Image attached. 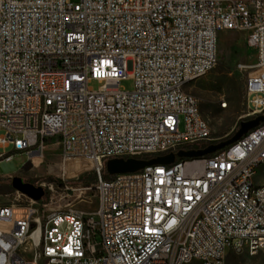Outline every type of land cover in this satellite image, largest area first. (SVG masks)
Listing matches in <instances>:
<instances>
[{"label":"built area","instance_id":"built-area-1","mask_svg":"<svg viewBox=\"0 0 264 264\" xmlns=\"http://www.w3.org/2000/svg\"><path fill=\"white\" fill-rule=\"evenodd\" d=\"M221 30L245 33L256 51L245 116L264 115L261 1L0 0V164L60 144L63 161L96 164L98 198L91 213L42 212L24 194L30 203L0 206V264H219L252 237L264 254V186L253 177L264 121L213 154L104 177L109 159L211 140L186 86L217 64Z\"/></svg>","mask_w":264,"mask_h":264},{"label":"rangeland","instance_id":"rangeland-1","mask_svg":"<svg viewBox=\"0 0 264 264\" xmlns=\"http://www.w3.org/2000/svg\"><path fill=\"white\" fill-rule=\"evenodd\" d=\"M256 61V51L247 45L245 33L219 31L217 64L208 73L186 86V91L197 98L200 112L212 130L211 140L202 142L203 144L230 137L239 128L240 122L248 119L245 116L246 80ZM92 86L97 88L98 84L93 83ZM121 87L132 90L134 80H122ZM222 101L227 102V107L221 106ZM63 165L60 144L46 145L34 160H30L26 151L13 152L10 169L6 170L0 164V206L30 203L26 196L12 186V177L20 176L24 181L45 189L44 197L38 202L42 212L67 210L71 207L87 213L95 211L98 206L95 182L85 186L77 181L81 175L95 172L92 163L80 158L78 164ZM67 170L71 172L70 175H65ZM254 181L264 185V164L256 171ZM43 204L47 206L44 208ZM225 264H264V254H236L230 251Z\"/></svg>","mask_w":264,"mask_h":264},{"label":"water","instance_id":"water-1","mask_svg":"<svg viewBox=\"0 0 264 264\" xmlns=\"http://www.w3.org/2000/svg\"><path fill=\"white\" fill-rule=\"evenodd\" d=\"M263 121L264 115H258L254 118L242 120L240 122L239 128L230 137L217 142H212L201 148L181 149L177 153L172 152L149 159L135 157L112 158L106 162V170L110 175H114L118 173L135 172L150 165L172 164L177 160V158H197L207 156L235 143L242 136L248 133L251 129L257 127ZM39 154L40 153L38 151L35 153V155ZM3 166L6 170L10 169L4 164ZM12 186L15 190L35 201H40L45 195V189L42 186H36L30 182H26L20 176L12 177Z\"/></svg>","mask_w":264,"mask_h":264},{"label":"bare ground","instance_id":"bare-ground-1","mask_svg":"<svg viewBox=\"0 0 264 264\" xmlns=\"http://www.w3.org/2000/svg\"><path fill=\"white\" fill-rule=\"evenodd\" d=\"M253 1H261L262 4H264V0H253ZM205 74L206 73H204V75ZM221 106L224 107V108L227 107V102L226 101H222L221 102ZM199 114H201L200 109H199ZM203 127H204V129H209V134H212L211 127H210L209 123L207 122V120L204 117H203ZM32 144L33 145H40L41 144V135H33ZM23 151H26L29 154V158H30V150H23ZM87 160L92 163V168H95L96 164L93 161L89 160V159H87ZM79 162H80V157H72V158H69V159L65 160L64 161V165L65 166H70V165L78 164ZM262 164H264V159L260 160L257 163V165L254 166L253 177H254L256 171L259 169V167ZM70 174H71V172L68 171V170L65 172V175H70ZM260 186H264V185L260 184ZM260 244H262V237H252L251 241H250V243L248 245V248L244 249V253H240V254L255 255L258 252V246ZM188 251H190V244H183V246H180V254H187ZM195 262H199L200 264H208V259H195ZM225 263H226V261H219V264H225ZM182 264H191V262H183Z\"/></svg>","mask_w":264,"mask_h":264},{"label":"trees","instance_id":"trees-1","mask_svg":"<svg viewBox=\"0 0 264 264\" xmlns=\"http://www.w3.org/2000/svg\"><path fill=\"white\" fill-rule=\"evenodd\" d=\"M208 143H206V144H203V143H199V144H196V145H194L193 147H195V148H201V147H205L206 145H207ZM104 177L106 178V179H111V175L105 170L104 171ZM96 173L95 172H93V173H90V174H84V175H81L78 179H77V181L79 182V183H82V184H84L85 186H89V185H91L92 183H94L95 181H96ZM58 182H60L61 184H63L62 183V181H60V180H58ZM0 187H1V185H0ZM1 190V189H0Z\"/></svg>","mask_w":264,"mask_h":264},{"label":"crops","instance_id":"crops-1","mask_svg":"<svg viewBox=\"0 0 264 264\" xmlns=\"http://www.w3.org/2000/svg\"><path fill=\"white\" fill-rule=\"evenodd\" d=\"M6 166L10 168V167H11V164H8V165H6Z\"/></svg>","mask_w":264,"mask_h":264}]
</instances>
